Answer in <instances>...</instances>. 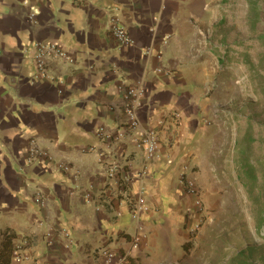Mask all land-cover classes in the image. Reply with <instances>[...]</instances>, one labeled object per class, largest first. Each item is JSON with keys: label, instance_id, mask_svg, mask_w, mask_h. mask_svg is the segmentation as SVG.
<instances>
[{"label": "crops", "instance_id": "1", "mask_svg": "<svg viewBox=\"0 0 264 264\" xmlns=\"http://www.w3.org/2000/svg\"><path fill=\"white\" fill-rule=\"evenodd\" d=\"M232 14L217 0H0V264L6 232L9 264H100L102 248L130 264H216V239L204 240L237 202L233 81L222 68L227 48L243 46L226 33ZM114 24L133 45L119 47ZM40 43L69 59L40 73ZM140 83L132 130L119 103ZM147 131L157 155L142 176ZM138 198L149 207L135 217Z\"/></svg>", "mask_w": 264, "mask_h": 264}, {"label": "rangeland", "instance_id": "2", "mask_svg": "<svg viewBox=\"0 0 264 264\" xmlns=\"http://www.w3.org/2000/svg\"><path fill=\"white\" fill-rule=\"evenodd\" d=\"M247 1L246 13L244 6ZM217 3L222 8L232 7L230 23L233 26L231 31L225 30L226 33L231 32L232 40L242 39L243 47L250 49L249 66L241 65L238 69L227 71V79L233 81V117L236 124H233L232 143L235 161L241 154H246L252 162L264 163V63L260 65L261 57L264 55V42L258 39L264 35V0H217ZM221 16L218 15V20ZM236 25H238L237 29H235ZM256 66L258 69H255ZM241 105H243L242 110L239 109ZM245 130H247L246 135H244ZM258 175L259 178L260 176L263 178L264 164L261 172L259 167ZM232 182V195L234 200H237L236 205L231 211L219 214V221H216L214 227L212 226L213 229L211 227L207 233L210 240L208 238L204 240L208 245L207 242H212V237H215L217 248L215 255L210 258L216 264L224 263L225 258L231 254L228 252L230 249L235 255L237 250L248 244L256 246L264 243V239L259 238L256 233V224L246 190L238 182L236 162ZM223 192L220 190V193ZM230 239L232 247L229 246ZM256 259L251 260L252 263L255 264Z\"/></svg>", "mask_w": 264, "mask_h": 264}, {"label": "built area", "instance_id": "3", "mask_svg": "<svg viewBox=\"0 0 264 264\" xmlns=\"http://www.w3.org/2000/svg\"><path fill=\"white\" fill-rule=\"evenodd\" d=\"M111 35L118 41L119 47H127L133 45L132 39L128 31L119 24H114L111 27ZM55 59H65L68 60V53L64 50L62 45L58 43L43 44L40 43L37 46V55H36V65L40 73L45 74L52 61ZM144 99V88L142 84L135 87H128L125 89L122 98L120 100L119 106L125 113L127 117L126 125L129 129L136 130L141 124L140 120V108ZM181 118L180 113H177L174 116L175 123L177 124ZM100 135L104 136V132L101 131ZM107 137V136H105ZM141 141L147 147L146 152V167L145 172L142 173V176L146 174V168L148 164L156 157L157 155V145H158V134L153 131H147L141 136ZM38 151L37 146H35V151ZM108 176L114 178L117 176V171L115 168H110L108 170ZM123 184L126 185V181H123ZM190 189L194 193L196 187L193 184H190ZM131 212L135 217H137L141 212L146 210L149 206L145 204L143 198H138V200L132 202ZM138 247V241H135L134 248ZM130 254H117L113 250L102 248L98 252V259L100 264H130L129 262Z\"/></svg>", "mask_w": 264, "mask_h": 264}, {"label": "trees", "instance_id": "4", "mask_svg": "<svg viewBox=\"0 0 264 264\" xmlns=\"http://www.w3.org/2000/svg\"><path fill=\"white\" fill-rule=\"evenodd\" d=\"M264 42V35L258 37ZM249 47L232 45L227 48L222 59V68L238 69L239 66H249ZM264 63V55L261 57L260 65ZM258 69V66L255 69ZM236 174L238 182L245 188L247 198L252 207V216L256 224L258 237L264 239V176L259 178L258 169L263 170V162H252L246 154H241L236 161ZM12 255V234L5 233L2 243V264H9ZM264 262V243L259 246L248 247L241 251L233 260L232 264H251L253 259ZM255 261V262H256Z\"/></svg>", "mask_w": 264, "mask_h": 264}]
</instances>
